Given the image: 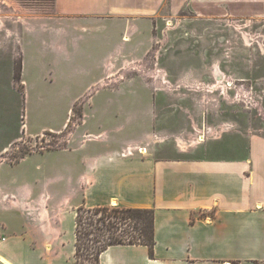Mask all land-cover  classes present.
Wrapping results in <instances>:
<instances>
[{"label": "rangeland", "instance_id": "rangeland-1", "mask_svg": "<svg viewBox=\"0 0 264 264\" xmlns=\"http://www.w3.org/2000/svg\"><path fill=\"white\" fill-rule=\"evenodd\" d=\"M60 15L54 0H0L1 190L28 181L24 186L61 196L68 185L45 176L80 152L52 150L82 140L96 146L104 136L93 134L110 128L118 143L127 140L125 148L157 157L208 144L213 155L238 158L251 136L264 137V0H165L150 18L149 41L146 32L135 39L130 68L117 73L127 83L107 89L94 85L104 57L98 39L107 27L121 49L131 43L129 32L123 24L55 20L51 38L34 23ZM59 38L63 47L52 52L45 42ZM75 97L60 132L24 134L23 123L29 132L60 127Z\"/></svg>", "mask_w": 264, "mask_h": 264}, {"label": "crops", "instance_id": "crops-1", "mask_svg": "<svg viewBox=\"0 0 264 264\" xmlns=\"http://www.w3.org/2000/svg\"><path fill=\"white\" fill-rule=\"evenodd\" d=\"M54 1L63 15L34 21L48 30L49 37L51 32V38L58 32L51 24L55 20L57 26L82 20L123 24L129 32L131 43L121 49L107 27L98 39L104 57L94 85L106 89L127 83L118 80L117 73L130 68L135 39L146 32L143 39L149 41L150 18L165 2ZM21 33L19 28L14 37L17 48ZM61 41L45 45L54 52L63 47ZM13 52L9 49L7 54L10 63ZM76 97L60 127L29 132L23 123L24 134L60 132ZM107 133L111 128L93 134L95 139L104 136L96 146L82 140L78 146L52 150L69 157L80 152L78 161L54 163L50 177L45 176L51 183L68 185L61 196L24 186L28 181L0 189V264H74L76 208L113 203L153 210V246L150 251L143 244L111 245L100 253L98 264H264V137L251 136L247 151L238 158L213 155L208 144L186 155L157 157L133 152L121 144L127 140L118 143Z\"/></svg>", "mask_w": 264, "mask_h": 264}, {"label": "trees", "instance_id": "trees-1", "mask_svg": "<svg viewBox=\"0 0 264 264\" xmlns=\"http://www.w3.org/2000/svg\"><path fill=\"white\" fill-rule=\"evenodd\" d=\"M14 68V80H20V61ZM115 244H143L151 251L153 210L121 205L76 208L74 264H98L100 253Z\"/></svg>", "mask_w": 264, "mask_h": 264}, {"label": "bare ground", "instance_id": "bare-ground-1", "mask_svg": "<svg viewBox=\"0 0 264 264\" xmlns=\"http://www.w3.org/2000/svg\"><path fill=\"white\" fill-rule=\"evenodd\" d=\"M144 151V149L143 148H140V152H143Z\"/></svg>", "mask_w": 264, "mask_h": 264}]
</instances>
